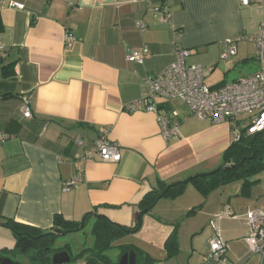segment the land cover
I'll use <instances>...</instances> for the list:
<instances>
[{
  "label": "crops",
  "instance_id": "1",
  "mask_svg": "<svg viewBox=\"0 0 264 264\" xmlns=\"http://www.w3.org/2000/svg\"><path fill=\"white\" fill-rule=\"evenodd\" d=\"M165 6L170 24L158 17ZM263 21L264 7L240 0H0L6 50L0 57V133L9 135L0 145V248L16 245L6 220L52 232L56 216L81 221L93 213L133 226L144 211L140 202L159 180L172 184L225 165L224 152L236 140L231 122L200 119L182 99L158 97L159 112L176 110L181 123L179 136L166 140L155 113L129 112L127 105L150 95L147 78L174 62L176 43L191 50L187 63L206 69L212 88L255 73L256 44L237 39L257 34ZM228 40L237 53L222 59ZM144 47L149 56L143 64L128 59L129 50ZM25 97L29 118L22 112ZM237 123L246 128L248 116ZM105 131L121 149L118 163L85 157ZM77 176L82 182L66 188ZM254 179L245 190L236 181L207 195L189 183L182 195L161 198L144 212L141 218L156 212L161 221L179 222L178 251L169 256V232L160 250L147 251L154 264H224L211 257L214 225L227 242V261L264 264L246 241L244 215L264 210V170ZM228 210L238 218L215 216ZM67 264L86 262L71 258Z\"/></svg>",
  "mask_w": 264,
  "mask_h": 264
},
{
  "label": "built area",
  "instance_id": "2",
  "mask_svg": "<svg viewBox=\"0 0 264 264\" xmlns=\"http://www.w3.org/2000/svg\"><path fill=\"white\" fill-rule=\"evenodd\" d=\"M254 2L264 7V0H240V3L244 6H249ZM11 6L18 9L24 8L23 4L16 2H12ZM157 13L163 24H170L171 13L167 6L158 10ZM143 26L144 24H141V27ZM66 40L71 45L73 37L68 35ZM237 40L250 41L256 44V59L259 68L255 73L212 88L205 83L206 69L197 64L187 63L186 59L191 55V50L176 43L174 62L161 73L147 78L151 87L150 95L132 101L127 105V110L133 113L137 111L155 113L161 127L162 136L166 140H171L179 136L181 124L178 120L179 113L176 110L170 114L160 113L157 98L182 99L192 114L200 119L211 118L216 123L231 122L236 139L240 135L237 123L239 117L248 116L247 133L249 135L261 134L264 142V21L261 23L257 34L252 36L241 35ZM236 53L235 41L228 40L221 58L228 59ZM5 55V47L0 45V57ZM148 56L147 47L129 50L128 53V59L139 64H143ZM22 112L28 118L32 115L28 97L24 98ZM8 138V134L0 133V145ZM95 155H98L100 160L104 162L118 163L121 161V149L118 144L111 141L108 131L98 136L94 148L87 151L85 157L91 159ZM81 182L82 177L77 176L66 181L65 187L69 188ZM215 216L222 219L225 217L238 218L239 215L228 210ZM244 216L249 225V234L246 241L250 252L264 258V210H249ZM214 228L216 233L211 240V257L215 261L232 264L224 258L227 242L215 225Z\"/></svg>",
  "mask_w": 264,
  "mask_h": 264
},
{
  "label": "trees",
  "instance_id": "3",
  "mask_svg": "<svg viewBox=\"0 0 264 264\" xmlns=\"http://www.w3.org/2000/svg\"><path fill=\"white\" fill-rule=\"evenodd\" d=\"M225 165L235 164L228 169H215L204 174H197L186 180L174 183L168 187V183L159 180V186L149 191L140 202L139 206L144 212L150 211L161 198H176L184 193L189 183L193 184L200 192L207 195L212 190L224 185L243 181V189L257 182L254 178L264 170V142L261 134L249 135L246 128L240 130L239 138L232 142L223 155ZM164 193V194H163ZM191 210L188 215L195 212ZM141 217L133 226L119 224L102 214L88 213L81 221L66 220L62 216H56L54 227L63 231H85L89 227V234L85 238L81 248L74 247L72 243H66L64 247H56L54 244L61 236L43 231L38 228L6 220L4 225L12 229L16 236L14 248H0V256L10 257L22 264L21 259L28 260L29 264H51L56 252L67 250L72 261L85 259L86 264H119L124 253L133 249L128 245H116L115 242L124 236L136 232L139 229ZM91 240L90 243L88 240ZM178 230L174 229L166 240L165 247L170 254L178 251ZM119 252L114 257L110 254L114 248ZM137 254L136 264H154L156 259L148 253L134 249Z\"/></svg>",
  "mask_w": 264,
  "mask_h": 264
},
{
  "label": "rangeland",
  "instance_id": "4",
  "mask_svg": "<svg viewBox=\"0 0 264 264\" xmlns=\"http://www.w3.org/2000/svg\"><path fill=\"white\" fill-rule=\"evenodd\" d=\"M188 64H192V62L188 60ZM153 214L154 215L147 214L145 217L143 215L141 218V228L136 232L126 234L122 236L121 238H119L120 240L118 239L115 242V246L116 245L131 246L132 245L141 250H145V253H147V251L152 248L160 250L161 243L165 241L166 236L170 234L174 229H177V230L179 229V227H176V225H178L179 222L173 221L174 223H172L171 225V223H168L167 221H161L162 219H160L158 215H155L156 212H154ZM89 230L90 228L88 227L86 230V233L85 231H78V232H71L64 236H60L58 240H56L54 245L56 247H64L66 243H72L74 244V247H77L79 249L81 248L85 238L88 236ZM90 241L91 240L89 239L88 242L90 243ZM9 242L10 244H15V243H12L14 242L13 240ZM118 252H119V248L116 247L113 250H111L110 254L115 257ZM154 252L158 253L157 251H154ZM20 260L23 261V259L21 258ZM24 264H29L28 260L24 259Z\"/></svg>",
  "mask_w": 264,
  "mask_h": 264
},
{
  "label": "water",
  "instance_id": "5",
  "mask_svg": "<svg viewBox=\"0 0 264 264\" xmlns=\"http://www.w3.org/2000/svg\"><path fill=\"white\" fill-rule=\"evenodd\" d=\"M234 166H235V164L222 165V166L219 167V169H228V168H232ZM188 181H189V179L186 180V182H188ZM173 185H174V183L169 184L168 187L164 190V193H166L167 189L169 187L173 186ZM142 214H143V212L140 214V217H141ZM51 233L52 234H59L61 236H64L68 232L56 228ZM136 261H137V254H136L135 250L132 249V250H129L126 253L123 254V256L120 259L119 264H136ZM69 262H71V256H70L69 252L67 250H62V251L56 252L53 255L51 264H67ZM0 264H22V263L19 262V261L13 260L10 257L0 256Z\"/></svg>",
  "mask_w": 264,
  "mask_h": 264
}]
</instances>
